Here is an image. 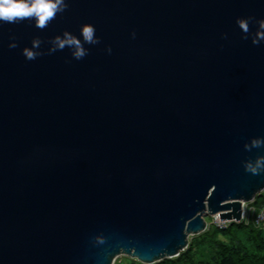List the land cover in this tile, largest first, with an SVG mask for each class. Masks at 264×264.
Instances as JSON below:
<instances>
[{
	"label": "water",
	"instance_id": "95a60500",
	"mask_svg": "<svg viewBox=\"0 0 264 264\" xmlns=\"http://www.w3.org/2000/svg\"><path fill=\"white\" fill-rule=\"evenodd\" d=\"M66 3L0 23V264H156L239 222L264 191V0Z\"/></svg>",
	"mask_w": 264,
	"mask_h": 264
},
{
	"label": "trees",
	"instance_id": "16d2710c",
	"mask_svg": "<svg viewBox=\"0 0 264 264\" xmlns=\"http://www.w3.org/2000/svg\"><path fill=\"white\" fill-rule=\"evenodd\" d=\"M119 264L141 263L126 258ZM156 264H264V231L239 224L225 230L208 228L178 259Z\"/></svg>",
	"mask_w": 264,
	"mask_h": 264
},
{
	"label": "clouds",
	"instance_id": "9594fccd",
	"mask_svg": "<svg viewBox=\"0 0 264 264\" xmlns=\"http://www.w3.org/2000/svg\"><path fill=\"white\" fill-rule=\"evenodd\" d=\"M66 7V0H0V23L12 24L24 20H31L35 22L37 27L43 29L57 15L63 13ZM82 34L88 43H100L99 38L95 35L94 26H84ZM133 36H135V33H133ZM259 42V40L254 41L255 44ZM9 46L15 48L16 44ZM107 51L110 54L112 49L109 47ZM87 54L86 50H79L74 53L73 58L81 60ZM37 55L33 51H26V57L29 60L35 59ZM261 146H264V138H255L250 144H246L245 148L250 151L252 148H259ZM245 168L246 171L253 174L264 172V157L257 158L254 163L248 162Z\"/></svg>",
	"mask_w": 264,
	"mask_h": 264
},
{
	"label": "built area",
	"instance_id": "2783aa9c",
	"mask_svg": "<svg viewBox=\"0 0 264 264\" xmlns=\"http://www.w3.org/2000/svg\"><path fill=\"white\" fill-rule=\"evenodd\" d=\"M249 204L250 203L247 204V208H248L247 212L245 211L246 205L242 204V215H241V220L239 222L237 223L224 222L219 220L218 216H214L212 217L213 227L218 230H225L232 224H239L244 226L251 225L256 229L264 231V204L261 205L258 209L251 207Z\"/></svg>",
	"mask_w": 264,
	"mask_h": 264
},
{
	"label": "rangeland",
	"instance_id": "374dc122",
	"mask_svg": "<svg viewBox=\"0 0 264 264\" xmlns=\"http://www.w3.org/2000/svg\"><path fill=\"white\" fill-rule=\"evenodd\" d=\"M263 200H264V191L261 193V195H260L259 197L256 198V200H255L254 202L250 203L249 205H250L251 207H254V208L258 209V208L261 206V203H262ZM245 205H246V206H245V211L247 212V210H248V208H247V204H245ZM206 223H207V229H208V228H209V229H210V228L214 229V227H213V225H212V223H213V218H212V217H207V218H206ZM229 227H230V226H229ZM229 227H228V228H229ZM215 229H216V228H215ZM205 232H206V231H205ZM241 235H243V234H240V236H241ZM200 237H201V235H199V236H190V237L188 238L189 244H188L187 248H186L183 252H181L180 255H181L182 253H185L186 251H188V249H189L190 246H191V243H192L193 241H195V240H198ZM241 238L244 239L243 236H242ZM180 255H179V256H180ZM179 256L173 258V260H174V259H178ZM126 258H129V257H126V256H119V257L116 258L114 264H119V263H121L122 261H124V259H126ZM169 260H170V259H169ZM171 260H172V259H171Z\"/></svg>",
	"mask_w": 264,
	"mask_h": 264
}]
</instances>
